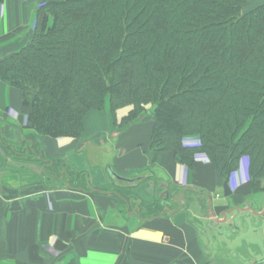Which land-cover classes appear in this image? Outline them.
Returning <instances> with one entry per match:
<instances>
[{"label":"trees","instance_id":"1","mask_svg":"<svg viewBox=\"0 0 264 264\" xmlns=\"http://www.w3.org/2000/svg\"><path fill=\"white\" fill-rule=\"evenodd\" d=\"M0 78L23 91L42 136L80 137L91 109L115 117L131 106L121 121L150 113L152 149L187 167L206 154L225 181L246 156L253 190L262 187L264 0H41L31 42L0 63ZM185 135L201 144L184 146ZM52 167L94 191L68 162Z\"/></svg>","mask_w":264,"mask_h":264},{"label":"crops","instance_id":"2","mask_svg":"<svg viewBox=\"0 0 264 264\" xmlns=\"http://www.w3.org/2000/svg\"><path fill=\"white\" fill-rule=\"evenodd\" d=\"M40 2H0V63L31 42ZM131 108L115 117L91 109L80 137L42 136L23 91L0 78V264H264V196L252 188L249 162L230 175L225 196L208 156L187 167L152 149L153 116L123 124ZM53 160L87 174L94 191L71 188ZM159 201L150 216L146 206Z\"/></svg>","mask_w":264,"mask_h":264},{"label":"rangeland","instance_id":"3","mask_svg":"<svg viewBox=\"0 0 264 264\" xmlns=\"http://www.w3.org/2000/svg\"><path fill=\"white\" fill-rule=\"evenodd\" d=\"M148 108H150L151 109V106L150 105H148ZM107 109H108V107H107ZM147 114V113H146ZM185 138H187V139H195L197 142V144H201V138L198 136V135H185L184 137H183V141H182V144L184 145V139ZM185 146V145H184ZM206 155V154H205ZM207 156V155H206ZM243 159H246L248 162H249V158L248 157H246V156H244L242 159H241V161H240V166H239V168L237 169V171H239V170H241L242 169V167L244 166V162H243ZM246 161V162H247ZM246 166H247V169H248V171H249V165L248 164H246ZM107 171H108V173H109V167L107 168ZM110 174V173H109ZM111 175V174H110ZM249 175H250V173H249ZM251 178V177H250ZM251 180H252V178H251ZM252 182V181H251ZM261 185H262V187L261 188H259V187H257L258 185H255L254 186V191L256 192V193H258V194H260V195H263L264 196V181L261 183ZM255 187H257V188H255ZM253 188V187H252Z\"/></svg>","mask_w":264,"mask_h":264},{"label":"water","instance_id":"4","mask_svg":"<svg viewBox=\"0 0 264 264\" xmlns=\"http://www.w3.org/2000/svg\"><path fill=\"white\" fill-rule=\"evenodd\" d=\"M109 173L115 179H118V180H121V181L130 182V183L134 182L133 179L125 178V177H122L121 175L117 174L112 167H109ZM224 194H225V196H230L232 194V190H231V188L229 186L228 181L224 182ZM212 213H213V216H216V214L214 213L213 210H212ZM224 216H226V214Z\"/></svg>","mask_w":264,"mask_h":264}]
</instances>
